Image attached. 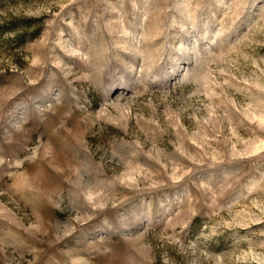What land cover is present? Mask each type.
<instances>
[{
	"label": "rangeland",
	"instance_id": "374dc122",
	"mask_svg": "<svg viewBox=\"0 0 264 264\" xmlns=\"http://www.w3.org/2000/svg\"><path fill=\"white\" fill-rule=\"evenodd\" d=\"M0 264H264V0H0Z\"/></svg>",
	"mask_w": 264,
	"mask_h": 264
}]
</instances>
